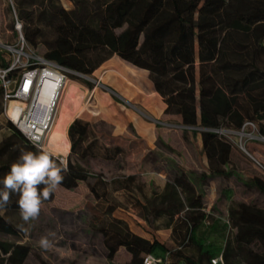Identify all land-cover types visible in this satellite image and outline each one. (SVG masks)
<instances>
[{
	"label": "trees",
	"instance_id": "16d2710c",
	"mask_svg": "<svg viewBox=\"0 0 264 264\" xmlns=\"http://www.w3.org/2000/svg\"><path fill=\"white\" fill-rule=\"evenodd\" d=\"M27 1H17L19 15L21 19L29 22L25 27V37L32 44L37 45L41 30L37 25L34 30L31 29V23L34 26L37 21H34L33 12L24 10ZM35 1L29 3L33 4ZM39 1L44 9L39 12L38 17L48 21L47 24L52 28L53 35L52 39L43 41L46 46L43 56L84 74H92L113 55V52L107 49L108 44L105 40L107 29L111 26H121L126 14L140 2L139 0H70L73 7L68 10L57 0ZM179 2L180 0H154L152 6L140 10L139 21L129 27L125 41L114 53H119L123 59L149 71L154 89L167 102V109L173 105L183 107L197 122L198 107L202 111L206 100H212L214 97L219 101L224 100L225 94L223 96L218 92L221 89L233 98L237 111L242 116L244 115L241 110L247 113L248 116H244L245 120L254 119V104L249 99L245 100L243 95L248 93L250 85L264 81L262 67L264 20H256L247 30L241 31L229 24L224 25L221 12L226 6L225 0H204L203 3H200L201 0H190L191 3L186 8H183ZM161 5L167 9L168 16L153 23V19L158 16L155 9L160 8ZM196 12L208 20L202 24L196 23L194 19ZM218 41L220 42L217 43ZM249 57L252 61H249ZM116 61L119 62V59ZM119 63L117 67L113 65L112 69L124 76L121 68L129 66L124 62ZM257 63L261 65L257 66ZM9 66V61L0 51V68ZM16 75L17 72L13 70L9 76L14 78ZM4 93V85L0 83V99L4 98ZM261 94L264 97V89ZM105 96L100 97L99 111L96 115L102 112L110 113L107 106V98H110L107 94ZM128 96L131 97L129 94ZM113 98L120 101L116 96ZM81 104L82 101L78 104L77 113ZM85 112L86 109L83 108L82 114ZM245 120L237 127H240ZM202 126L217 127L206 122H203ZM129 127L133 128V125L130 124ZM8 128L10 133L0 141V180L9 172L12 163L18 159L21 148L32 152L42 150L9 120ZM203 133L213 137L217 151L215 155L209 157V173L186 171L177 164H171L170 176L162 191H155L149 197L142 193L145 202L136 200L135 203V206L141 209L139 217L150 228L154 220L168 216V223L164 226H172L173 234L180 235L183 243L178 247H172L169 242L161 241L152 229L144 228L150 236V239H147L134 233L126 220L113 216L115 209L122 204L111 201L108 192L110 184L100 174L89 171L80 163V160H86L92 153L96 154L99 144L96 125L81 118H76L69 124L67 134L71 149L67 157L68 170L62 173L64 179L59 186L74 190L80 184L87 183L90 178L96 179L94 184L88 186L100 203L99 206L104 211L106 220L93 227V230L103 236L102 242L108 250L110 264H114V258L121 247H125L131 253L129 264H142L144 254L169 250L174 252L177 259L184 260L185 264H213L211 259L220 253L223 254L224 264H244L240 259V255L244 253L248 255L247 259L251 260L252 264H260L258 254L226 238V224L221 223V218H214L204 210V186L207 181L210 178H230L236 174L229 166L232 154L231 142L211 131H203ZM101 147L105 150L104 154L110 158H117L119 154L125 152L119 143L101 144ZM72 155H75L78 161L73 162ZM52 156L54 159H60L54 154ZM138 178L137 174L114 177L111 180V184L115 185L113 190L131 193L134 190L133 185L139 181L138 188L143 192L144 183ZM239 178L247 188L264 192V181ZM42 187L43 185L40 186L41 189ZM55 195L56 190L43 203L53 201ZM18 199L19 197L13 194L7 209L0 210V231L14 236H19L21 231L7 213H19ZM206 222L210 224L209 232L225 236L224 244L206 241L204 237ZM137 223L142 225L140 222ZM260 234L264 241V231ZM185 243H193L197 246L196 257L184 252ZM27 259L28 254L24 247L0 239L1 264H29Z\"/></svg>",
	"mask_w": 264,
	"mask_h": 264
},
{
	"label": "rangeland",
	"instance_id": "374dc122",
	"mask_svg": "<svg viewBox=\"0 0 264 264\" xmlns=\"http://www.w3.org/2000/svg\"><path fill=\"white\" fill-rule=\"evenodd\" d=\"M17 1L0 0V51L3 52L10 65L14 64L15 60L17 61V57L14 54V49L12 51L6 49L8 45L16 47L19 40L24 39L32 50L37 54L44 55L46 46L43 41L50 40L53 36L52 28L47 24L48 21L38 17L39 12L44 9L43 5L39 0H36L33 4L29 3L32 0H28L24 5V10L33 12L34 21H37L34 26L31 23V29L34 30L37 25L41 30L37 38V45L32 44L25 37V27L29 22L27 23L26 20L20 18ZM139 1V4L126 14L121 26H111L107 29V35L105 36L108 44L107 49L113 52V55L92 74L79 72V75H71L69 78V80L76 81L85 94L84 98L79 100V103L82 101L80 110L77 113L76 108L74 113V117L77 114L78 117L73 119L88 118L96 120L94 125H96L99 137L96 154L92 153L86 160H80V163L89 171L100 174L102 178L107 180L110 184L108 192L111 201L121 202L122 206H125L124 203L132 204L135 207L133 213L138 216L141 209L135 206L136 200L144 203L145 199L142 193L149 197L155 191L161 192L165 184L164 180L170 176V165L177 164L179 166L173 160L172 157L174 156L171 155L172 153L179 155L180 151L185 156L184 163L190 168L189 170L193 171L201 170L202 166L199 164V157L203 152L207 154L208 158L217 153L213 137L203 133V131H206L205 127L202 126L203 122L217 127H228L237 130L239 128L237 125L245 120L244 116H248L245 111L241 110L244 115L242 116L237 111L233 98L221 89L218 92L223 96L225 94L224 100L219 101L215 97L212 100H206L202 111L198 107L197 122L192 119L190 112L183 107L173 105L167 109L168 104L164 98L163 101L167 110L165 109L161 115H153L150 111L143 108V104H149L147 106L150 107L151 103H155L153 99L148 97L149 94L153 93L152 90L154 89V84L149 78V71L123 59L119 53H114L115 50L120 49L121 43L125 41L129 27L139 21L140 10L148 8L150 5L152 6L154 2V0ZM57 2L68 10L73 7V3L70 0H57ZM203 2L204 0H201L200 3ZM225 2L226 6L221 12L225 26L229 24L231 27L245 31L254 21L264 20V0H225ZM179 3L183 8H186L191 2L190 0H180ZM155 10L158 12V16L153 19V23L160 18L168 16V11L163 5ZM194 19L198 24L205 23L208 20L198 12L194 14ZM142 40L143 34L141 36ZM198 48L197 43L196 49L198 50ZM117 59H119V62H124L131 67L121 68L124 76L112 69L113 65L117 67L120 64L116 61ZM248 59L252 61V58L249 57ZM23 64L22 62L18 67H15L17 74L22 71V67L20 68L19 66H23ZM258 65H261V63H257ZM262 67L264 69V62ZM9 80L11 83L13 77H10ZM126 88L134 91L135 94L139 92L141 97H138V95L129 97L125 93ZM263 89L264 81L253 83L249 86V91L246 95H243V98L253 102L254 119L259 130L264 134V97L261 94ZM105 93L110 98L107 101L108 109H111L115 114L124 111L137 113L145 120L156 125L157 131L167 132L164 133L162 139H158L154 147L157 153L161 154V160L163 161L158 162L155 159L156 153L154 152V154L149 153L146 165H142L143 156L139 152L143 145L141 136H139L142 133V129L139 132V129L134 124H132L133 128L129 127V132L134 134L133 137L111 134L114 126L112 127V124L107 121L110 116L104 114V112L96 115V112L99 111L100 97L105 96ZM113 96H116L120 101H116ZM83 108L86 109L84 114H82ZM192 132H196L195 134H199L202 137L203 145L201 151L195 150L196 143L190 138V136L192 137ZM9 133L8 118L5 114L3 98L0 99V141ZM222 137L231 142L232 154L229 166L235 171L236 175L230 178H210L207 181L204 186V210L214 218H221V223L226 224V238H230L235 244H241L254 254H258L260 257L259 263L264 264V241L261 239L260 234L261 231H264V192L254 188H247L239 178H254L256 181H264V146L251 145L248 142L250 144L248 146L249 152H246L240 147V136L236 133ZM106 143H119L125 152L119 154L117 158L107 157L104 154L105 150L101 147V144ZM44 150H46L45 146ZM48 152L51 153L50 151ZM68 155L57 154L56 156L67 164ZM174 158L177 159L176 157ZM72 161H78V158L72 155ZM196 166L198 169H195ZM128 174H137L139 176L138 179L144 183L143 192L138 188L139 181L135 182L133 185L134 190L131 193L123 190H113L115 185L111 184V180L114 177ZM160 174L163 176L161 177ZM95 182V178H90L87 183H82L80 188L72 192L58 186L56 200L52 203L42 204L38 219L31 222L27 233L21 231L19 236H14L0 231V239L14 242L17 246L24 247L28 254L27 262L29 264H110L108 253L102 242L103 236L100 232L97 233L93 230V227L106 220L104 211L99 206L100 203L96 202L88 188V184L92 185ZM7 216L15 222L16 226L23 223L17 212L7 213ZM168 220V216L154 220L151 228L145 221L142 222L140 220V222L146 225L145 229H152L153 231L160 229L159 234L162 240L169 242L166 239L168 238L167 232L161 227L168 223ZM209 226V222H206L204 227L206 241L219 245L224 244L225 236L222 237L215 232H209ZM25 227H29V225H25ZM50 232L55 233V236H49L53 247L44 249L40 245V239ZM172 239L173 242H169L172 247H178L183 244L178 234L172 236ZM183 250L188 255L195 257L198 255V248L193 243H185ZM127 256V253L122 251L117 258H114V264H129L130 261ZM247 258L249 257L246 253L240 255V259L244 264H252L251 260Z\"/></svg>",
	"mask_w": 264,
	"mask_h": 264
},
{
	"label": "built area",
	"instance_id": "2783aa9c",
	"mask_svg": "<svg viewBox=\"0 0 264 264\" xmlns=\"http://www.w3.org/2000/svg\"><path fill=\"white\" fill-rule=\"evenodd\" d=\"M17 45L6 47L11 51L14 49L17 61L15 60L9 67L0 68V83L5 88V114L34 145L44 150L55 121L61 90L70 76L79 75V72L37 54L24 39L19 40ZM22 62L23 66H19L22 67V71L10 83L11 71ZM12 102H15L13 112H11ZM17 108H19L18 113ZM204 129L225 137L236 133L240 136V147L246 152H249L250 144L264 146V134L259 130L257 122L252 119L245 120L237 130L228 127ZM147 254L157 257L161 264H185L184 260L177 259L170 250ZM211 261L213 264H224L223 254L213 257Z\"/></svg>",
	"mask_w": 264,
	"mask_h": 264
},
{
	"label": "clouds",
	"instance_id": "9594fccd",
	"mask_svg": "<svg viewBox=\"0 0 264 264\" xmlns=\"http://www.w3.org/2000/svg\"><path fill=\"white\" fill-rule=\"evenodd\" d=\"M67 170L64 160L54 159L46 150L32 152L21 148L18 159L12 163L9 172L0 180L2 185L0 210H6L11 203V196L17 195L19 215L23 221L17 227L27 233L31 222L38 219L43 202L47 201L63 182L62 173H66ZM41 185H43L42 189ZM49 236H55V233L50 232L40 239V245L44 249L53 247ZM143 259L144 264H161V261L151 254H144Z\"/></svg>",
	"mask_w": 264,
	"mask_h": 264
},
{
	"label": "crops",
	"instance_id": "0c3cea01",
	"mask_svg": "<svg viewBox=\"0 0 264 264\" xmlns=\"http://www.w3.org/2000/svg\"><path fill=\"white\" fill-rule=\"evenodd\" d=\"M121 84V82H120ZM154 88V87H153ZM126 92L130 95V96H137L138 97H141V94L138 92L137 94L134 93V91L132 90H128V88L125 89ZM153 93H151V95L148 97L153 99L155 101V103H151L150 107H148L147 105L149 104H143V108L147 109L148 111H150L153 115H161L165 109H166V104L165 102L163 101V97L155 91V89L152 90ZM106 97V96H105ZM147 97V99H149ZM107 101H108V98H107ZM109 112H104V114L110 116V118H108V123H111L112 124V127L114 126V128H112L111 130V134L112 135H125L126 137H133L134 134L132 132H129V125L130 124H134L135 127H137L139 129V132H140V129H142V133L139 134V136H141V140L143 142V145L141 147V149L139 150V152L142 153V165H146V160L147 158H149V153H153L154 152L156 153V157L155 159L159 161H163L161 160V154L160 153H157V151L154 149L155 147V143H157L158 139H162V137L164 136V133H167V132H161V131H157V127L156 125H154L152 122L148 121V120H145L143 117H141V115H138L137 113H130V112H122V113H117L115 114L111 109H109ZM75 117H78V114L75 116ZM74 117V118H75ZM82 119V118H81ZM93 124L96 123V120H90L88 118H83ZM74 120V119H73ZM72 122V121H71ZM70 122V123H71ZM69 123V124H70ZM69 124L67 125V129H68V126ZM116 127V128H115ZM116 131H115V130ZM196 132H192V137L190 136V138H192L191 140L194 141V143H196V149L195 150H200L202 149V145H203V141H202V137L201 135L199 134H195ZM186 136V134H185ZM189 136V135H188ZM151 146H153V148H151ZM157 150H159V148H157ZM174 150V149H172ZM147 153V154H146ZM148 155V156H147ZM173 155L174 157H176L177 159H175L174 157L173 160L175 162H177L179 164V166H181L182 168H184L186 171H188L190 168L184 163V158L185 156L180 153L179 151V155H176V154H171ZM193 157V156H192ZM198 157V156H197ZM199 164L200 166H202L201 170L203 171H206L207 173H209V158L207 156V154L205 152H203V154L199 157ZM140 165V164H139ZM195 169H198L197 166L195 167ZM199 170V171H201ZM152 173H154V171H152ZM161 175V174H160ZM163 175H161L162 177ZM167 179H165L164 181L166 182ZM82 185L80 184L76 189L80 188ZM89 188V186H88ZM74 189V190H76ZM57 190V189H56ZM90 190V188H89ZM73 190H70V192H72ZM65 193H69V192H65ZM56 195H57V191H56ZM55 195V199L52 202H54L57 198V196ZM95 198V197H94ZM96 200V199H95ZM96 202H98V200H96ZM125 206H118L117 209H115V211L113 212V216L115 217H118V218H122L124 220H126L130 226V229L144 237V238H147V239H150V236L149 234L146 232V230L144 229V225L143 223L140 222V220L143 222V220L138 216V215H135L133 213V210L135 207H133L132 204H128V203H124ZM137 222H140L142 225H139ZM162 228H164L163 230H165V232H167L168 234V238L167 241L169 242H173V239H172V236H174L175 234H173V229H172V226L170 227H165V226H161ZM158 238L161 240V241H164L162 240V238L160 237V229L154 231ZM177 234V233H176ZM105 247V245H104ZM107 253H108V250L107 248L105 247ZM124 251L125 253H127V257L129 258V261L131 260V253L129 251H127V249L125 247H121L117 253V255L115 256V258H117V256L122 252Z\"/></svg>",
	"mask_w": 264,
	"mask_h": 264
},
{
	"label": "bare ground",
	"instance_id": "6f19581e",
	"mask_svg": "<svg viewBox=\"0 0 264 264\" xmlns=\"http://www.w3.org/2000/svg\"><path fill=\"white\" fill-rule=\"evenodd\" d=\"M85 96L77 82L69 80L60 93V100L55 114V121L49 133V138L45 144L47 151L55 155H66L71 149V143L67 134V125L73 120L74 113L80 99ZM12 102L11 112L14 111ZM16 111L19 112V108Z\"/></svg>",
	"mask_w": 264,
	"mask_h": 264
}]
</instances>
